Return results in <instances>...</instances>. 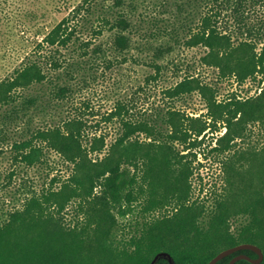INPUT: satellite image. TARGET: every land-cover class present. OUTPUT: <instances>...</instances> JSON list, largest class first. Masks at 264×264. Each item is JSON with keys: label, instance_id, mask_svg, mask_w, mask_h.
<instances>
[{"label": "trees", "instance_id": "trees-1", "mask_svg": "<svg viewBox=\"0 0 264 264\" xmlns=\"http://www.w3.org/2000/svg\"><path fill=\"white\" fill-rule=\"evenodd\" d=\"M172 1L178 12L176 20L182 22H186L185 15L195 16L197 9L194 8L192 14L190 9L199 7L200 3L214 8L202 14L198 30L185 45L207 49L204 64L215 67L220 78L233 77L238 84L258 77L260 82L264 81V15L252 18L257 7H264V0ZM114 2L116 6L123 5L122 0ZM72 19L65 17L36 46L39 51L46 50L45 63L59 70L60 81L62 78L74 79L89 65V60L72 57L66 66V58L60 59L56 55L72 46L78 47L79 51L83 49L82 56L88 55L85 49L93 42L80 37L84 28L80 29ZM104 19L106 25H110L108 30L113 32L111 50L125 56L132 48L133 22L125 12L115 11L114 6ZM221 19L225 26L220 24ZM93 30L98 33L96 37L103 32L102 28L93 27ZM161 50L160 54L164 53V49ZM104 51L102 46H96L92 52L100 54ZM48 79L43 63L27 58L12 76L0 81V142L6 140L12 126L19 130L22 129L19 124L27 123L24 130L28 137L12 145L24 161L33 165L41 160L44 148L35 144L41 142L56 152L64 163L73 166L72 175L62 180L64 184L60 191L45 196V203H56L62 211L73 200H88V223L84 231L61 229L58 222L46 216L44 203L31 199L23 212L13 214L4 226L0 223V264H28V261L14 258L15 254L22 255L23 241L20 240L29 238L21 235L43 231L53 235L41 248L44 249L39 258L42 260L29 262L86 264L97 262V258L92 257L94 252L111 250L115 256L112 264H151L160 252L170 254L175 264H208L221 251L244 243L255 244L264 253V147L262 151L250 153L245 169L238 168L245 163L235 159L236 153L224 162L226 194L217 201L208 227L202 226L200 221L205 210L190 204L194 167L187 160V156L203 144L209 129L219 132L224 125L226 131L217 138L212 150L228 154L236 148V140L246 136L249 125L261 124L264 128V87L255 97H235L218 103L215 90L209 85L197 78H185L167 94L179 98L193 92L201 93L208 109L205 118L190 117L173 109L162 115L157 123L122 118L121 134L109 144L104 135H94L86 142L91 127L80 117L66 118L49 128L32 129L31 111L50 102L45 100V89L43 94L41 90ZM60 81L52 84L49 93L64 101L71 97L72 88L68 82L59 84ZM125 109L119 105L105 120L122 116ZM141 135L145 137L142 140ZM199 138L202 139L198 141ZM94 154L96 158H92ZM56 180L53 178L52 183ZM96 189L101 190L100 194L95 193ZM169 204H174L172 214L154 220L138 238H132L123 246L112 242L116 224L114 211L126 220L143 217ZM232 222L236 223L234 230ZM240 254L258 258L251 250H240L217 264H229ZM156 264L170 263L161 258ZM235 264L252 263L240 260ZM260 264H264V259Z\"/></svg>", "mask_w": 264, "mask_h": 264}, {"label": "rangeland", "instance_id": "rangeland-1", "mask_svg": "<svg viewBox=\"0 0 264 264\" xmlns=\"http://www.w3.org/2000/svg\"><path fill=\"white\" fill-rule=\"evenodd\" d=\"M122 1L123 5L116 6L114 0H0V81L12 76L27 58L41 61L49 77L41 90L43 94L45 89V100L50 102L31 111L32 129L49 128L66 118L80 117L88 121L91 127L90 137L86 142L94 135H104L110 144L121 134L122 118L133 122L148 120L149 123H157L170 109L190 117L205 118L208 109L206 98L201 93L193 92L179 98H171L167 94L169 89L185 78H197L209 85L215 90L218 103L235 97H255L264 87V81L260 82V77L256 80L249 79L243 84H238L233 77L220 78L215 67L204 64L203 56L207 54V49L185 45L187 39L198 30L204 16L202 14L214 9L211 6L200 3L199 7H191L190 14L194 12V8L197 9L195 16L185 15L186 22H182L176 20L178 12L172 0ZM112 6L117 12H125L133 22L134 28L130 33L132 48L125 56H119L111 50L113 32L108 30L110 25H106L104 16L109 15ZM78 10L80 12L76 13ZM256 10L258 11L252 14V18L264 15L263 6ZM68 16L73 18L72 22L79 25L80 29L84 28L80 37L92 40L93 43L85 49L88 50L87 56H82L83 49L79 51L74 46L56 54L60 59L66 58V66L71 63L69 59L72 57L75 60H89L87 69L81 74H76L74 79L62 78L60 81L59 70L45 63L46 50L39 51L36 46L45 34ZM222 21L221 19L220 24L225 26ZM93 27L102 28V34L96 37L98 33L92 31ZM96 46H102L105 51L95 54L92 51ZM161 48L164 49L162 54L159 52ZM167 48L171 49L167 51ZM65 54L67 55L64 56ZM58 81L59 84L68 82L72 88L71 97L64 101L49 93V88ZM119 105L126 107L122 116L106 121L105 118ZM19 127L22 129L17 130V126H12L6 140L0 142V223L2 226L6 225L13 214L23 212L29 201L36 198L44 203L46 216L58 222L61 229L84 231L89 219L88 200H73L62 211L58 204L44 201L45 196L60 191L64 184L62 180L72 175L73 166L64 163L56 152L41 142L35 144L44 148V155L40 161L29 165L12 146L28 137L24 130L28 124L21 123ZM225 131L224 125L219 132L209 129L202 140L203 144L187 156L194 167L190 204L205 210L200 219L204 227H208L217 201L226 194L224 162L236 153L235 159L245 163L238 168L245 169L246 158L250 153L262 151L264 147V128L261 124H251L246 136L236 140L237 145L232 152L218 154L212 148ZM139 138L142 140L145 137L141 135ZM96 157L95 154L92 155V158ZM53 178H57L54 183ZM100 191L96 189L95 193L100 194ZM173 207L174 204H169L143 217L135 216L126 220L119 218L114 211L116 224L112 242L123 246V243L132 238H138L158 218L171 215ZM231 224L234 230L236 223ZM52 235L49 231L21 235L29 238L20 240L23 241L20 248L22 255L13 253L14 258L22 262L28 261V264H37L29 261L42 260L39 259L44 254V249L41 248ZM92 255L97 258V262L86 264H112L115 259L111 250L106 253L94 252Z\"/></svg>", "mask_w": 264, "mask_h": 264}, {"label": "water", "instance_id": "water-1", "mask_svg": "<svg viewBox=\"0 0 264 264\" xmlns=\"http://www.w3.org/2000/svg\"><path fill=\"white\" fill-rule=\"evenodd\" d=\"M240 250H251L258 255V258H251L245 254H240V255H237L234 258H232L229 264H235L236 262H238L240 260H247V261L251 262L252 264H260L264 259V253L259 246L255 245V244H251V243H244V244H240V245H237L235 247L228 248V249L221 251L208 264H217L219 261H221L225 257H227V256H229V255H231L237 251H240ZM161 258H166V259H168L170 264H175L172 256L166 252L158 253L154 257V259L152 260L151 264H156L159 261V259H161Z\"/></svg>", "mask_w": 264, "mask_h": 264}]
</instances>
